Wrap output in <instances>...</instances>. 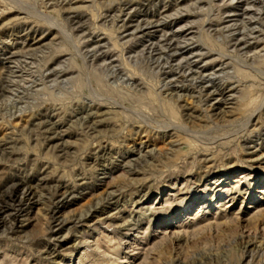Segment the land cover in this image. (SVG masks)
<instances>
[{"label": "rangeland", "instance_id": "1", "mask_svg": "<svg viewBox=\"0 0 264 264\" xmlns=\"http://www.w3.org/2000/svg\"><path fill=\"white\" fill-rule=\"evenodd\" d=\"M0 141V264H264V0H0Z\"/></svg>", "mask_w": 264, "mask_h": 264}, {"label": "bare ground", "instance_id": "2", "mask_svg": "<svg viewBox=\"0 0 264 264\" xmlns=\"http://www.w3.org/2000/svg\"><path fill=\"white\" fill-rule=\"evenodd\" d=\"M118 3V2H117ZM255 3V2H254ZM256 4V3H255ZM122 13V12H121ZM252 21V20H251ZM250 24V23H249ZM143 28V27H142ZM184 32V31H183ZM179 33V32H178ZM174 35V34H173ZM175 37V36H174ZM170 38V37H169ZM177 39V38H176ZM170 40V39H169ZM168 47V46H167ZM171 47V44H170ZM173 47V46H172ZM162 48V47H161ZM157 50V49H156ZM152 51V50H151ZM162 53V49L160 50ZM176 52V51H174ZM165 54V53H163ZM176 54V53H175ZM162 56V55H161ZM170 61V60H169ZM9 62V61H8ZM185 67V66H184ZM189 69V68H188ZM186 71V70H185ZM191 71V70H190ZM193 73V72H192ZM171 74V73H170ZM182 75V74H181ZM195 76V75H194ZM198 76V75H197ZM210 77V76H209ZM182 79V78H181ZM194 79V78H193ZM195 80V79H194ZM6 81V80H5ZM196 82V80H195ZM4 84V83H3ZM198 84V83H197ZM6 85V84H5ZM9 85V84H8ZM199 85V84H198ZM202 86V85H201ZM218 90V89H217ZM4 93V92H3ZM211 94V93H210ZM221 95V94H220ZM222 97V96H221ZM91 118V117H90ZM6 139V138H5ZM4 141V140H3ZM0 141V142H3ZM6 142V141H4ZM27 185V184H26ZM19 184H15L11 189V192L0 194V226L7 227L9 223L15 222L20 214L24 211L22 208L26 201H30L32 197L36 194L37 189L35 187H30L23 191L21 196L18 195ZM71 192L67 190L65 193ZM72 193V192H71ZM21 194V193H20ZM214 195L213 197H215ZM261 201V200H259ZM85 217H80L75 219L74 222L81 224L85 222ZM173 225V223H171Z\"/></svg>", "mask_w": 264, "mask_h": 264}]
</instances>
